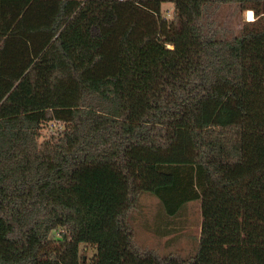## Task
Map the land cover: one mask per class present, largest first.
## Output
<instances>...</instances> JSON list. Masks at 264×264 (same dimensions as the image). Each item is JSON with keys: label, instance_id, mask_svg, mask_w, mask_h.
I'll return each mask as SVG.
<instances>
[{"label": "trees", "instance_id": "1", "mask_svg": "<svg viewBox=\"0 0 264 264\" xmlns=\"http://www.w3.org/2000/svg\"><path fill=\"white\" fill-rule=\"evenodd\" d=\"M42 62L52 105L0 114V264H264V0H0V107ZM144 192L200 201L195 254L136 243Z\"/></svg>", "mask_w": 264, "mask_h": 264}, {"label": "rangeland", "instance_id": "2", "mask_svg": "<svg viewBox=\"0 0 264 264\" xmlns=\"http://www.w3.org/2000/svg\"><path fill=\"white\" fill-rule=\"evenodd\" d=\"M163 11L171 18L173 4L164 3ZM207 13L212 28L226 29L227 32H235L242 26L244 20H250L247 11L242 12L235 3H223L219 7L213 5ZM38 69L37 84L33 86L27 78H22L19 87L14 89L1 105V115L16 113L18 105L22 103L28 112L41 111L52 105L51 89L48 84L52 65L42 62L38 64ZM56 125L46 123L43 136H48L56 128H62ZM201 221L199 200L189 202L177 217H172L166 213L160 199L148 192L141 195L135 213L130 219L135 231L136 243L140 247L152 249L161 256L175 254L182 257H188L197 251ZM80 249L84 260L88 259V261L97 252L96 247L86 246L83 243Z\"/></svg>", "mask_w": 264, "mask_h": 264}]
</instances>
